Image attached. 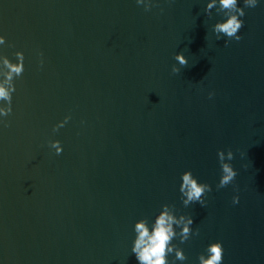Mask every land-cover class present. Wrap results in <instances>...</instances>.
Segmentation results:
<instances>
[{
	"label": "water",
	"instance_id": "obj_1",
	"mask_svg": "<svg viewBox=\"0 0 264 264\" xmlns=\"http://www.w3.org/2000/svg\"><path fill=\"white\" fill-rule=\"evenodd\" d=\"M153 3L0 0V81L2 57L24 56L0 117V264H138L134 223L151 227L162 204L199 231L172 241L187 257L175 264L216 241L222 264H264V0H238L227 45L207 0ZM218 149L237 172L220 189ZM187 170L212 189L203 207L182 204Z\"/></svg>",
	"mask_w": 264,
	"mask_h": 264
},
{
	"label": "clouds",
	"instance_id": "obj_2",
	"mask_svg": "<svg viewBox=\"0 0 264 264\" xmlns=\"http://www.w3.org/2000/svg\"><path fill=\"white\" fill-rule=\"evenodd\" d=\"M138 6H143L144 11H150L154 5L153 0H135ZM245 8H254L257 6V0H243ZM215 9L217 15L222 16V19L212 25V33L217 40L221 37H226L225 44L228 40L240 41L241 36L237 33L243 27V20L241 17L245 15L244 8L238 6V0H207L205 6V13L211 18L212 11ZM161 11H163L161 9ZM5 44V38L0 36V45ZM11 46V45H9ZM42 55V53H38ZM16 61L11 62L7 57L3 56V64L7 71L4 73L3 81H0V117L10 116L12 113V94L16 91L14 80L19 78L23 71L24 56L22 52L15 53ZM174 60L178 62L181 67H185L188 61L183 53H176ZM42 64V61H41ZM175 64L172 66V73L180 72ZM209 98L213 96L212 92L208 93ZM69 119L68 116L64 121L59 122L53 126V132L62 127ZM0 124L4 127L8 126L6 120H0ZM49 147L55 149V153L59 155L62 152L59 141H49ZM217 159L221 169V175L216 185L217 189L224 188L232 184L237 172L234 170L231 163L233 159V152L229 149L227 151L217 150ZM179 192L181 194L182 204L187 207L193 203H199L202 207L205 206V195L211 192V187L207 183L198 182L190 170L184 171L180 177ZM238 202V196L232 197V203ZM175 206L169 204H162L161 211L155 216L154 223L149 227L148 222L141 218L134 223L135 238L132 242L131 253H133L138 261V264H175V261H184L187 259L182 249L177 247L172 241L176 238L181 243L186 242L193 235H199V231H193L190 227L193 224L191 216L173 215ZM179 229V231H177ZM174 253L175 259L169 261L168 257ZM223 247L221 242L216 241L210 243L206 248V255L200 254L198 256L199 264H222Z\"/></svg>",
	"mask_w": 264,
	"mask_h": 264
}]
</instances>
